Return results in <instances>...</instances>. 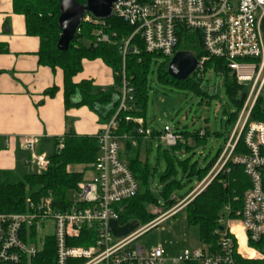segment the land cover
<instances>
[{
  "label": "built area",
  "instance_id": "2783aa9c",
  "mask_svg": "<svg viewBox=\"0 0 264 264\" xmlns=\"http://www.w3.org/2000/svg\"><path fill=\"white\" fill-rule=\"evenodd\" d=\"M111 15L123 21L130 28V34L119 44L122 60L119 105L97 135L99 147L91 174L77 183L76 197L66 207L56 206L51 189L37 198L27 196L23 212L0 213V264H36L49 238L54 246V264L264 262V123L250 119L264 87V0H116ZM82 21L105 26L104 20L90 15H85ZM183 30L197 32L206 53L197 58L193 72L197 77L203 76L204 63L216 58L223 60L237 83L247 88L228 140L202 182L207 180L206 183L197 192L200 193L228 161L242 167L250 187L244 192L242 208L236 211V217H229V207L224 209L226 214L218 220L213 232L216 236L214 249L207 245L204 249L183 251L168 258L160 245L149 250L134 242L169 214L158 216L119 240L114 239L111 223L119 224L120 204L134 197L139 185L119 157L120 137L113 133V128L120 111L132 110L133 87L124 73L127 54H139L143 49L146 53L170 59L178 51ZM94 35L95 44L111 43L116 37V33H106L102 27ZM125 121L135 122L136 131L143 138L151 136V128L143 126L141 117L125 116ZM157 139L169 147L181 140V136L175 129L165 127ZM37 142L35 136L26 135L21 139L20 148L26 152L22 164L30 172L40 173L48 168L49 159L48 155L36 152ZM240 142L245 152L234 154ZM192 196L186 197V202L192 200ZM237 230L244 235L246 251L241 248ZM83 231L90 232L92 244H72Z\"/></svg>",
  "mask_w": 264,
  "mask_h": 264
},
{
  "label": "trees",
  "instance_id": "16d2710c",
  "mask_svg": "<svg viewBox=\"0 0 264 264\" xmlns=\"http://www.w3.org/2000/svg\"><path fill=\"white\" fill-rule=\"evenodd\" d=\"M59 1L11 0L12 11L24 17L26 35L39 39L37 51L39 64L52 70L59 68L62 71L65 109L86 106L97 115L99 122L105 125L116 113L119 105L122 84V60L119 44L123 37L130 34V28L113 15L103 19L105 26L81 21L68 48L65 51H60L56 46L60 34ZM76 2L84 3L85 0H76ZM101 27L106 33H116V37L111 43L95 44V31ZM177 50L189 51L198 59L206 56L200 36L195 31L183 30L181 32ZM5 51L6 47L0 44V53ZM153 58L164 59V62L157 68V77L160 82L174 84L181 88L191 87L195 92L201 93L198 81L202 77H197L195 73H192L185 81L174 80L168 75L169 58L146 53L143 49L139 54H127L124 73L126 81L133 87V101L130 102L132 110L118 113L113 133L120 137L119 157L131 170L138 182L139 190L134 197L120 204L119 224L134 219L143 226L171 209L193 190V187H190V190L183 196L173 194L175 190L182 187L177 178V166H180L184 175L187 176L186 183L191 182L192 176H195L197 182L200 183L210 172L223 149H219L203 167H199L196 161L191 162L190 157L186 155L193 153L195 147L205 144V137L208 134L206 130L190 132L183 128H175L176 133L181 136V140L168 147L158 141L159 131L151 128V136L145 139L138 135L136 131L138 126L135 122L125 121V116L141 117L143 126H147L145 119L148 101L147 74ZM95 59H101L113 72V83L107 88L96 86L92 79H81L77 82L74 80L83 69V61ZM207 70H214L217 74L222 75L226 91L237 107L236 112L228 114L225 122V127L231 130L245 99L247 88L237 83L236 78L223 60L209 58L204 63L203 75ZM54 91L53 87L47 89L45 93L53 94ZM250 119L264 123V87L251 111ZM100 132L96 135L77 134L72 128H68L62 136L52 138V150L48 154L49 166L40 173L26 170V167L21 163H17L13 170H0V213L23 212L27 196L37 198L46 195L47 191L51 189L56 206L62 208L68 206L70 202L67 199L68 192L75 190L77 183L84 179V173L88 169H92V164L98 153L97 135ZM153 140L159 142L158 151L164 147L162 157L167 160L166 170L159 175V179L164 185L162 196L165 203L163 207L158 204L147 185L149 175L156 171L155 168H150L147 162V152ZM143 143H145L144 146ZM59 144L62 146L60 147ZM141 152L144 153L143 160L140 156ZM243 152L245 149L240 142L233 153ZM158 157L160 158L159 153ZM73 165H81L82 170H68V167ZM249 187L250 181L242 167L228 161L224 169L185 205L183 210L186 212V220L189 224L198 227L201 241L213 249L215 248L216 236L213 232L218 227V220L226 214L224 209L229 207V217H236V211L242 208L244 192ZM154 208L159 211H153ZM86 231L73 240L72 244L79 246L92 244V235L90 236V232ZM240 263L264 264L263 261L246 260ZM36 264H54L52 239L47 240L36 259Z\"/></svg>",
  "mask_w": 264,
  "mask_h": 264
},
{
  "label": "rangeland",
  "instance_id": "374dc122",
  "mask_svg": "<svg viewBox=\"0 0 264 264\" xmlns=\"http://www.w3.org/2000/svg\"><path fill=\"white\" fill-rule=\"evenodd\" d=\"M162 62H164L163 58H153L147 74L146 124L159 132L165 127L183 128L190 132L206 130L208 134L205 137V144L195 147L193 153L186 155L190 157L191 162L196 161L199 167H203L219 149L224 147L228 140L230 128L225 127V122L228 114L236 112L237 107L226 91L222 75L217 74L214 70H207L201 80L198 81L201 90V93H198L191 87L181 88L174 84L160 82L157 77V68ZM158 145L159 142L153 140L147 152L148 165L150 168L156 169L153 174L149 175L147 185L151 194L157 199L158 204L163 207L165 203L162 196L164 185L159 179V175L166 170L167 160L162 157L164 147L158 151ZM48 148L51 150V145ZM140 156L143 160L144 153L141 152ZM26 170H29V168L26 167ZM33 170L37 171L35 167ZM68 170L81 171L82 167L81 165H73L69 166ZM176 170L178 181H180L182 187L175 190L173 194L183 196L190 190V187H193L190 193L193 195V199L199 193L197 190L203 188L207 180L204 183L202 182L208 174L200 183L197 182L195 176L191 177L190 183H186L187 176L182 172V168L177 166ZM90 174L91 169H88L84 173V177L90 176ZM189 195L186 197L189 198ZM67 196V199L74 200L76 193L74 190H70ZM186 197L161 214L169 215L149 227L136 238L134 243L140 244L149 250L160 245L164 256L168 258L174 257L183 251L192 252L196 249H204L207 245L200 240L198 227L189 224L186 220V212L183 208L191 201L186 202ZM172 209L173 211H170ZM153 211L158 212L159 210L154 208ZM141 226L134 219L120 224V226L112 229L115 234L114 239L119 240Z\"/></svg>",
  "mask_w": 264,
  "mask_h": 264
},
{
  "label": "crops",
  "instance_id": "0c3cea01",
  "mask_svg": "<svg viewBox=\"0 0 264 264\" xmlns=\"http://www.w3.org/2000/svg\"><path fill=\"white\" fill-rule=\"evenodd\" d=\"M0 44L6 47L0 53V170L22 164L26 152L20 142L26 135L38 139L37 153L48 155L51 139L68 128L88 135L102 130L103 124L88 107L65 109L62 71L39 64V39L26 35L24 17L13 13L11 0H0ZM81 79H92L104 89L112 85L113 72L101 59L84 60L74 78L76 82ZM53 87V94L45 93ZM118 226L111 223L112 229Z\"/></svg>",
  "mask_w": 264,
  "mask_h": 264
},
{
  "label": "water",
  "instance_id": "95a60500",
  "mask_svg": "<svg viewBox=\"0 0 264 264\" xmlns=\"http://www.w3.org/2000/svg\"><path fill=\"white\" fill-rule=\"evenodd\" d=\"M114 1L116 0H85L84 3H78L76 0H60L58 16L60 34L57 49L65 51L68 48L85 15L101 20L111 16ZM196 66L197 58L191 52L178 50L169 60L167 73L174 80L185 81L195 71Z\"/></svg>",
  "mask_w": 264,
  "mask_h": 264
},
{
  "label": "bare ground",
  "instance_id": "6f19581e",
  "mask_svg": "<svg viewBox=\"0 0 264 264\" xmlns=\"http://www.w3.org/2000/svg\"><path fill=\"white\" fill-rule=\"evenodd\" d=\"M237 237H238V240H239V243L241 245V248L245 249V238H244V235L242 234V232L240 230H237Z\"/></svg>",
  "mask_w": 264,
  "mask_h": 264
}]
</instances>
